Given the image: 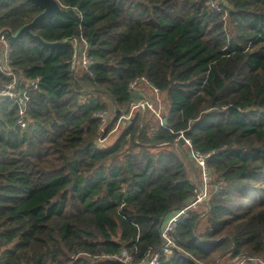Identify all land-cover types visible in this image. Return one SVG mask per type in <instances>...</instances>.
Instances as JSON below:
<instances>
[{"label": "trees", "instance_id": "obj_1", "mask_svg": "<svg viewBox=\"0 0 264 264\" xmlns=\"http://www.w3.org/2000/svg\"><path fill=\"white\" fill-rule=\"evenodd\" d=\"M57 1L61 12L32 33L76 37L92 63L73 72L72 43L7 38L21 91L39 82L23 116L0 102V264H121L109 257L124 250L142 263L199 188L181 137L211 153L214 186L161 264L264 261V0H225L220 11L216 0ZM40 12L0 0V31L16 34ZM135 78L148 99L154 88L166 96L165 126L141 108L118 125ZM98 112H112L107 125Z\"/></svg>", "mask_w": 264, "mask_h": 264}, {"label": "built area", "instance_id": "obj_2", "mask_svg": "<svg viewBox=\"0 0 264 264\" xmlns=\"http://www.w3.org/2000/svg\"><path fill=\"white\" fill-rule=\"evenodd\" d=\"M217 2L214 5V8L217 11L222 9L221 4L224 3L225 0H216ZM219 2V3H218ZM221 3V4H220ZM7 36H3L0 40V69L3 74H5L8 78H10L9 82L0 83V102L5 101L7 99L14 102L19 107L20 115L23 116L27 112L29 96H28V89L36 88L39 80L30 82L26 81V89L21 91V82L22 78L19 77L17 73L14 72L13 68L11 67V53L12 49L10 46V42L7 40ZM9 39V38H8ZM91 59L89 56V46L87 43H79V50H78V59H77V67L87 69L91 65ZM145 81L144 78H135L129 86V91L134 94H140L143 96L142 100H132V108L131 112L128 116H124L125 120H130L134 111L136 109H143L146 111L147 109L150 113L156 117H159L158 111L155 109L154 104L156 102H160V94L157 89H152L154 92V97L152 101L147 98L144 94V90L140 88V85L143 84ZM20 83V84H19ZM146 83V82H145ZM97 117L101 119V126H105L110 119V112H98ZM24 127V124L21 125ZM116 129L113 131V133ZM110 135V134H109ZM176 141V143H178ZM185 143L189 145L192 149V145L190 141L185 140ZM193 157L199 161V165L201 167V171L203 172V184L200 185L198 189H196V197L190 203L185 204L183 208L176 211L175 213L171 214L170 218L166 222V226L162 232V237L164 244L159 251L149 250L145 256V260H143L140 264H161V258L163 255L172 256L177 249V243L174 238L175 231L177 228L178 223L183 218L189 217V212L191 210H197L202 203L207 202L210 198V191H209V170L207 167V161L211 157V153L209 154H201L195 152L192 149ZM197 164V163H196ZM205 182V183H204ZM110 259H114L115 261L120 262L121 264H134L133 259L130 253L126 250L122 251L120 255L109 257ZM243 259V258H242ZM255 261L256 264H264V261L261 259H252ZM241 261L239 264L243 263V260H237L234 264H238L237 262Z\"/></svg>", "mask_w": 264, "mask_h": 264}, {"label": "water", "instance_id": "obj_3", "mask_svg": "<svg viewBox=\"0 0 264 264\" xmlns=\"http://www.w3.org/2000/svg\"><path fill=\"white\" fill-rule=\"evenodd\" d=\"M29 4L40 10V14L37 15L33 21L24 27H22L16 34H13L10 30L4 29L0 31V40L3 36H7L10 41L14 42L17 41L19 38L22 37L23 34H27L40 44L48 47H56L61 46L67 43H72L74 46V60H73V72L76 69L77 66V59H78V50H79V40L75 38L70 39H64L57 42H48L45 39L34 35L32 33V29L39 26L40 24L53 20L62 10L61 4L57 0H26ZM20 84V83H19ZM133 100H142L143 96L140 94H134L132 95ZM133 103V102H132ZM132 103H130L128 109L123 112L124 116H128L131 112ZM231 111L233 108L230 109ZM167 124V120L162 121V126H165ZM185 139L183 137L180 138V144H184Z\"/></svg>", "mask_w": 264, "mask_h": 264}, {"label": "rangeland", "instance_id": "obj_4", "mask_svg": "<svg viewBox=\"0 0 264 264\" xmlns=\"http://www.w3.org/2000/svg\"><path fill=\"white\" fill-rule=\"evenodd\" d=\"M151 101H152V99H151ZM166 106H167L166 96L165 95H163V96L161 95L160 102L159 103L156 102L154 104L155 109L158 111L157 113L159 114V117H156V116L152 115L151 113H148V115H147L148 121H151L153 123H155V121H159V124L162 125L161 120H163L162 116H163L164 112L166 111ZM110 113L112 114V112H110ZM122 121H125V119L121 118L119 120V122H118V125L121 124L120 122H122ZM126 121H128V120H126ZM123 124H125V123H123ZM122 128H123V126L118 128L116 130V132H114V133L111 132L110 135H109V138L106 139L105 141H103L102 143L103 144H113L114 141L117 139V137L120 135V131H122ZM183 146H184V151L188 154L187 156H188L189 161H188L187 164H189V166H190V168L188 167L189 168L188 172H189L190 180L195 184L196 187H200V185L203 184V172L201 171V167L199 165L200 163H199V161L197 159H195L193 157V152H192L191 147L189 145H187L186 143H184ZM173 150H174V152H176L177 155L181 156L179 142L176 143L175 146H173ZM209 176H210L209 191H211V189L213 190V186H214L213 184H214L215 176H213V174H211L210 172H209ZM205 207L206 206H204V209H205ZM240 262L241 261H239L237 263L239 264ZM253 264H256L255 261H253Z\"/></svg>", "mask_w": 264, "mask_h": 264}]
</instances>
